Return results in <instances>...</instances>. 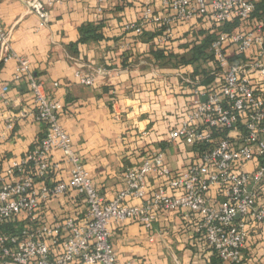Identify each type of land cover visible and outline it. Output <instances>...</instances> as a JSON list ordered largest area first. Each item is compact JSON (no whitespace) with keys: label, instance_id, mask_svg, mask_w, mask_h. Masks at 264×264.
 Returning a JSON list of instances; mask_svg holds the SVG:
<instances>
[{"label":"built area","instance_id":"obj_1","mask_svg":"<svg viewBox=\"0 0 264 264\" xmlns=\"http://www.w3.org/2000/svg\"><path fill=\"white\" fill-rule=\"evenodd\" d=\"M150 1L162 11L146 7L127 29L140 37L146 27H154L157 43L165 45L176 24L211 23L214 79L196 91L180 125L168 132L171 144L195 155L188 168L174 174L164 152H150L138 167L126 170L122 191L109 202L93 187L59 124L61 104L47 97L25 59L5 53L8 37L0 25V51L5 53L0 63L16 61L12 82H27L30 113L44 126L33 149L0 174V264H117L108 225L129 221L151 230L162 211L198 215L197 233L206 245L224 264H240L249 222L264 227V209L258 206L264 195V17H256L262 11L255 4L262 0ZM59 2L32 0L26 6L46 23V6ZM230 24L236 29L226 31ZM76 77L82 85H92L91 78ZM7 90L0 85L1 93ZM54 151L69 163L70 178L47 186L59 169L51 160ZM149 177L158 181L154 189L148 187ZM69 192L82 198L84 216L42 223V204Z\"/></svg>","mask_w":264,"mask_h":264},{"label":"crops","instance_id":"obj_2","mask_svg":"<svg viewBox=\"0 0 264 264\" xmlns=\"http://www.w3.org/2000/svg\"><path fill=\"white\" fill-rule=\"evenodd\" d=\"M30 1L0 0V25L8 37L5 53L25 59L47 97L61 104L59 124L70 137L95 190L106 202L114 200L124 187L126 170L138 167L148 153L158 151L160 143L166 141L159 150L164 152L166 166L174 174L183 173L195 155L171 144L168 132L180 125L196 91L202 88L200 76L191 79L193 72L199 67L211 74L213 67L210 61L202 66H171L167 59L157 60L154 52L189 58L194 45L213 35L212 24H176L172 40L160 45L159 31L154 27H146L140 37L127 29L140 19L146 7L161 12L158 2L61 0L46 6L48 20L44 23L28 11L26 3ZM98 25L102 40L78 43L80 28ZM228 26L229 31L236 29L235 24ZM5 53L0 51V61ZM16 65L10 59L0 69V85L8 87L6 93L0 91L1 175L44 135V126L30 113L33 101L27 82H12ZM77 73L91 78L92 85H82ZM51 160L59 169L47 186L67 182L69 163L58 151L51 153ZM147 183L154 189L158 181L149 177ZM41 186L36 184L37 188ZM258 206L264 209V195ZM85 212L82 198L69 192L43 203L39 218L42 223L55 224L66 217L82 218ZM198 222L196 214L162 211L151 230L135 222L110 223L116 263L224 264L197 233ZM246 232L240 264H264V227L249 222Z\"/></svg>","mask_w":264,"mask_h":264},{"label":"trees","instance_id":"obj_3","mask_svg":"<svg viewBox=\"0 0 264 264\" xmlns=\"http://www.w3.org/2000/svg\"><path fill=\"white\" fill-rule=\"evenodd\" d=\"M255 4H256L257 12L264 10V0H262L261 2H258V3H255ZM157 12H160V11H157ZM100 27L101 26L98 25V27H82V28H80L79 29L80 38L78 40V43L79 44H84V43H86V42H88L90 40H92V41H100V40H102L103 39V35H101L99 33V30L101 29ZM230 29H231V26H227L225 28L226 31H229ZM195 35L197 36L198 33L195 34ZM212 41H213V35H206L199 42L198 45H194L190 49L189 58L180 57V56L174 55L172 53H169L168 55H165L164 51H156V52H154V56H155V58L157 60H165V59H167L168 62L171 64V66H175V67L184 66V65H192V64H195V63H199L200 65L201 64H205L206 62L211 61V59H212L210 51H209ZM1 67H2V63H0V69H1ZM197 76L201 77L199 83H200V85L202 87H205V86L209 85L213 81V77L211 76L210 72L207 71L206 69H202V68L198 67L195 70V72H193V74L191 76V79L194 81L195 77H197ZM167 142L168 141L160 143L159 150L164 148V144L166 143V145H167ZM194 150H196V149H194Z\"/></svg>","mask_w":264,"mask_h":264},{"label":"rangeland","instance_id":"obj_4","mask_svg":"<svg viewBox=\"0 0 264 264\" xmlns=\"http://www.w3.org/2000/svg\"><path fill=\"white\" fill-rule=\"evenodd\" d=\"M264 17V10H262V14H257L256 17ZM260 20V19H259ZM215 72H217V68L214 70ZM213 77V76H212Z\"/></svg>","mask_w":264,"mask_h":264}]
</instances>
